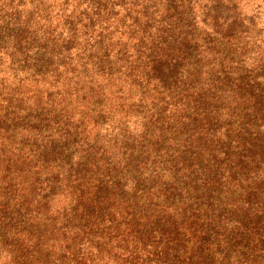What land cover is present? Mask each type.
I'll return each instance as SVG.
<instances>
[{"label": "trees", "instance_id": "trees-1", "mask_svg": "<svg viewBox=\"0 0 264 264\" xmlns=\"http://www.w3.org/2000/svg\"><path fill=\"white\" fill-rule=\"evenodd\" d=\"M263 6L0 0V264H264Z\"/></svg>", "mask_w": 264, "mask_h": 264}, {"label": "rangeland", "instance_id": "rangeland-1", "mask_svg": "<svg viewBox=\"0 0 264 264\" xmlns=\"http://www.w3.org/2000/svg\"><path fill=\"white\" fill-rule=\"evenodd\" d=\"M251 7V5L249 6V4H248V6L247 7H245V9H248L249 10V8ZM264 7V6H263Z\"/></svg>", "mask_w": 264, "mask_h": 264}]
</instances>
